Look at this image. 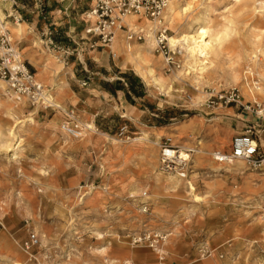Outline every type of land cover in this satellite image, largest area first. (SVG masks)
<instances>
[{
  "label": "rangeland",
  "instance_id": "rangeland-1",
  "mask_svg": "<svg viewBox=\"0 0 264 264\" xmlns=\"http://www.w3.org/2000/svg\"><path fill=\"white\" fill-rule=\"evenodd\" d=\"M73 1L18 2L14 8L21 13L23 21L18 19L19 14L12 13L7 2L0 0L2 14L13 25L33 24V17L38 14L46 17L35 27L39 34H47L43 40L40 35L39 39L34 38L31 44L42 55L34 63V69L29 67L42 82L39 74L46 65L45 77L49 82L45 85L49 86L50 94L55 92L54 85H63L60 101L66 106L65 111H59L27 102L23 114L15 113L24 119L26 114L36 112L37 120L32 126L29 123L17 126L22 149L16 161L9 158L8 150L13 143L10 141L9 149L2 144L9 139V130L17 123L7 116L5 108L0 109V240L8 241L14 249V252L0 250V264H181L182 256H187L191 264H204L201 249L218 250L221 245L226 258L234 263L264 264V166L255 169L246 164L240 171L218 168L219 162L212 155L215 150L211 155L197 158L199 141L212 144L216 132L230 136L223 109L236 106L220 105L214 110L206 105L207 92L221 91L216 89L219 84L225 86L222 90L238 89L241 93L238 85L227 84L225 61L210 71L209 85L198 91L190 78V67L199 66L201 59L189 58L179 46L174 50L173 63L168 64L162 55L153 51L157 74L168 79L181 71V77L179 74L180 78L170 82L174 88L170 97L141 80L148 99L154 101L147 99L138 103L146 112L144 128L133 131L134 134H122L116 131L117 127L105 136L95 127L96 131H84L79 138L66 136L61 127L68 121L66 113L75 109L68 104L66 94L70 89L80 94L82 86L77 83L79 78L72 74L73 64L68 66L59 59L60 48H65L69 55H77L73 48H83V43L88 44L86 50L98 47L93 45L94 40L87 38L90 23L85 17L96 2L88 9L86 0L80 3L82 6ZM179 1L180 8L185 9L186 0ZM193 1L195 6L183 12V18L190 22L208 17V28L216 33L235 16L244 32L254 28L264 36V9H260L258 3L257 13H254L255 5L246 6L237 0ZM140 19L144 29L149 30L148 20ZM46 24L52 26L47 29ZM29 27L31 25L19 40L11 37L20 50L31 31ZM168 29L169 37L176 35L170 27ZM9 33L11 36L12 32ZM117 33L124 40V34ZM236 40L232 35L226 53L237 45ZM113 52L122 65L129 62L128 56ZM22 55L25 59L24 52ZM72 61L75 62V58ZM99 69L96 70L99 72ZM67 73L71 74L67 76ZM255 81L259 80L255 78ZM201 91L207 96L198 102L196 98ZM247 103L264 106V99L257 104ZM157 105L164 107V112L156 111ZM236 108L241 115L235 116V124L256 127L257 140L260 144L264 142L260 132L264 128V114L253 119L248 110ZM77 112L75 117L81 126L93 125ZM173 113H176L175 118L168 126H160L163 121L160 117L167 118ZM156 114L159 118L153 116ZM192 117H197L193 130L183 134L177 124ZM169 126L165 137L157 141L156 128ZM145 133L160 145L134 141ZM172 133L177 134L172 145L183 153L193 150L188 178L176 191L170 187V178L174 175L162 171L160 163L161 145ZM190 184L196 191L190 190ZM195 196L201 200H196ZM3 202L7 205L1 206ZM32 234L37 235L40 243L29 252L26 244ZM158 236L166 239H158ZM164 246L166 253L161 260L158 249Z\"/></svg>",
  "mask_w": 264,
  "mask_h": 264
},
{
  "label": "bare ground",
  "instance_id": "bare-ground-1",
  "mask_svg": "<svg viewBox=\"0 0 264 264\" xmlns=\"http://www.w3.org/2000/svg\"><path fill=\"white\" fill-rule=\"evenodd\" d=\"M237 2L243 3L246 6L252 7L254 13H257L256 4H259L260 9H264V0H237ZM186 8H180L179 0H170L167 7L163 13L164 22L160 21L151 22L148 21L147 28L152 30L154 27H161L165 25L167 28H171L174 36L169 37V43L172 50H177L179 46H182L183 49L189 54V58H198L201 59L199 66H195L193 63L190 69L192 70L191 80L196 85L198 91L201 88L208 86L210 81V71L217 69L220 66V62L225 61L226 68V78L228 80V85H238L241 89L242 96L245 99V102H254L260 103L264 99V36L263 34L257 32L254 28L248 29L246 32L242 30L238 19L235 16H232L224 24L223 29L219 32L213 33L208 28V23L210 18L204 17L203 19H194L193 21L186 20L183 18V12H186L192 9L195 6L193 0H186ZM125 25L130 27L131 30H137L143 27V21L140 17L137 16H127L124 18ZM28 26L25 23L18 22L16 25H13L7 20L4 14H2L0 9V30H9L12 32V39L19 40L24 37L23 34L27 31ZM120 32V30H119ZM122 32V31H121ZM124 40L120 37L119 33L111 44V49L118 52L120 56H128L130 58L129 62L126 63L127 67L134 69L138 75L146 81L147 85L158 88L161 92H166V95L170 97V94L174 88L170 84L173 81V78H180L181 71L177 74H174L173 77L166 79L161 74H157L155 66L157 60L153 57V51L155 49L154 44V35H150V39L146 43H136L127 39V36L124 32ZM232 35L237 37L235 43H237L234 48L226 53V46L230 41ZM51 58L54 55L50 56ZM189 61V60H188ZM219 65V66H218ZM47 71L46 65L42 68L39 78L43 85L49 82L45 77ZM43 74V75H42ZM180 74V77H179ZM189 75V73H187ZM257 78L259 81H255ZM46 87H49L45 85ZM55 92H49L48 101L51 102L52 107L58 109L59 111H65L66 106L60 101L61 91L63 85L57 84L54 85ZM225 86L218 85V90H222ZM52 91V90H51ZM200 92V96L197 97V101L203 100L207 95ZM26 100L18 101L15 95L7 93L4 91L0 94V109L5 108L7 116L15 120L17 125L15 128H11L8 133V140L4 141L2 144L5 149H9L8 144L10 141L13 143V147L8 150L10 160L16 161L21 147V138L19 132L17 131V126L21 124L29 123V125H35L36 112H30L26 114L24 119H20L16 116V112L23 114L24 106L26 105ZM195 119L197 117L190 118L187 122H182L177 124L180 132L187 134V131L193 129L195 124ZM200 122H202L201 118ZM83 127V132L87 131L94 132L95 127L91 124L85 125ZM216 127L215 129H217ZM64 135H71L68 131L67 125L61 127ZM167 127L156 128V140H162L165 137ZM76 138L82 137L83 133H74ZM105 135V134H104ZM144 137H137L134 139L135 142L149 141L156 146H159V143H155L144 134ZM73 136V135H71ZM106 136V135H105ZM108 136V135H107ZM171 141L177 137V134L172 133L168 136ZM112 141L118 142V140L113 139ZM6 144V145H5ZM232 144V137L227 134L226 137L216 132L214 142L212 144H207L202 141L198 142L197 149V158L201 155H211L212 151L216 152L212 155L215 157L219 152H230ZM264 146V142L260 144ZM185 159L191 160V155H188L186 152L182 155ZM246 165L245 162L241 160H235L230 163H218V168H228L235 171H240L245 169L243 166ZM264 170V169H262ZM171 189L176 191L183 187L184 179H180L178 176H172L171 178ZM190 190L192 192L196 191V188L190 184ZM133 194V193H132ZM196 200H201L200 197L195 196ZM7 202H3L1 206H6ZM3 208V207H2ZM0 250L14 252V249L11 247V244L8 241L0 240ZM166 253L165 246L162 250L158 249V254H160L161 260H163V255ZM205 264H220L219 260L214 256L213 258L204 262ZM14 264H23L20 262H14ZM164 264V263H160ZM237 264V263H234Z\"/></svg>",
  "mask_w": 264,
  "mask_h": 264
},
{
  "label": "built area",
  "instance_id": "built-area-1",
  "mask_svg": "<svg viewBox=\"0 0 264 264\" xmlns=\"http://www.w3.org/2000/svg\"><path fill=\"white\" fill-rule=\"evenodd\" d=\"M170 0H97L94 7L85 14L87 38L94 40V46L107 47L113 44L117 31L126 34L131 41L146 43L150 35H154V51L162 55L168 64L173 63L175 52L169 43V29L162 25L154 27L152 30L139 28L131 30L125 25L124 18L127 16L143 17L148 21L164 22L163 13ZM6 91L15 95L18 101L26 100L32 106H40L44 109L53 108L48 101L49 90L39 82L36 75L30 70L27 61L24 59L21 50L13 43L9 30H0V94ZM208 98L206 105L208 109H216L220 105L243 108L252 113V118L264 114V106H252L243 102L244 98L238 89L221 90L207 92ZM75 109L66 113L68 121V131L76 137L74 133H82L83 127L75 117ZM210 114H213L211 112ZM264 115H262L263 117ZM250 122V121H249ZM64 124V125H65ZM254 126H246L243 133L237 134L232 138L231 151L227 153L219 152L215 160L219 163H230L241 160L255 169L264 166V146H261L256 138ZM193 150L186 153L191 155ZM180 148L172 145L170 139H166L161 145V169L165 173L178 176L180 179L188 178L191 160L185 159ZM2 226V224L0 223ZM158 239L165 240L166 237L158 236ZM40 243L37 235L32 234L26 244V250L31 252L32 248ZM202 259L211 258L215 253L208 247L201 249ZM223 257V256H221ZM181 264H191L187 256L181 258Z\"/></svg>",
  "mask_w": 264,
  "mask_h": 264
},
{
  "label": "crops",
  "instance_id": "crops-1",
  "mask_svg": "<svg viewBox=\"0 0 264 264\" xmlns=\"http://www.w3.org/2000/svg\"><path fill=\"white\" fill-rule=\"evenodd\" d=\"M3 1L10 5L13 14H19L17 15L18 19L24 21L21 13L14 7L18 2L26 3V0ZM35 1L36 0H30L29 3L33 4ZM86 1L88 9L92 8L95 4L94 2H96V0H93L92 3H90L91 0ZM76 2L82 6L80 3H84V0L73 1V3ZM42 19L44 20L46 17L44 15L40 16L39 14L33 17V24H29L31 25V28L29 27L31 31L27 33L26 37L28 38L21 46V52L22 54L24 52L27 64L32 66L33 69L35 68L34 63L39 61V56L42 54L40 50L35 46H32V41H34V38H38L39 35L40 39L43 40L47 34H39V32H36L37 29L35 26L38 25ZM29 25L27 24V26ZM49 25L52 26V24H46L45 27L48 29ZM55 32H58L57 29H55ZM83 45L85 46L83 48H73L74 52H78L77 55H69V52H67L65 48H60L59 51V54H62L61 58H59L61 61L65 64L67 63L68 66L73 64L71 67L73 73H71L79 78L77 83L82 86L80 88V94H77L71 89L67 91L66 97L68 104L71 106L74 105L75 109H77L76 112L78 111L83 118L91 121L94 127L101 129L102 133L105 135H110L109 133L117 127H119V130L116 131H120L122 134H134L133 131H140V129L144 128L146 125L145 120L143 119L146 112L138 106V103L139 101L145 102L149 96L147 97V94L145 93L146 87H144L142 93L135 78L137 77L140 80L143 79L136 75L137 73H135L134 69L127 67L124 63L122 65V62L117 59V56L113 52L115 50L111 49L110 46H107L110 47L108 49L107 47L98 46L93 50H86L88 44L83 43ZM74 58L75 62L72 61ZM75 64L77 65L76 70H74ZM99 68L103 70H100ZM96 69H99L100 71L98 72ZM71 73H67V76ZM141 82L143 83V81ZM143 85L145 86L144 83ZM140 94H142V96H139ZM148 100L149 102H154L151 99ZM162 108L164 107H159V105H157L156 111L164 112ZM223 112L227 119L226 127L231 137L233 138L235 135L243 133L246 126L242 127L239 126V124H235V116L239 118L241 115L240 113L237 114L238 109L236 107H228L223 109ZM174 115H176V113ZM153 116L159 118L161 114L159 113V116L157 114ZM218 122H220V120H218ZM160 126H162V124H160ZM166 126H168V124ZM167 128L171 127L169 126ZM169 130L170 129H166V131ZM260 132L261 135H264V128L260 130ZM222 247L223 245L219 246L217 248L218 250H214L217 255L214 253L211 258L215 256L220 264H234L233 260L226 258L225 254L221 251ZM211 258L203 261H207Z\"/></svg>",
  "mask_w": 264,
  "mask_h": 264
},
{
  "label": "trees",
  "instance_id": "trees-1",
  "mask_svg": "<svg viewBox=\"0 0 264 264\" xmlns=\"http://www.w3.org/2000/svg\"><path fill=\"white\" fill-rule=\"evenodd\" d=\"M135 79H136V81H137L138 85L140 86V89L142 90V93H143V91H144L143 83L141 82V80L139 78L136 77ZM139 96H142V94H140ZM171 115H172V113H171ZM161 118H163L162 119L163 121H161L160 123L162 125H167L171 119L175 118V116H174V113H173V116H170V114H169L167 118H164V117H161Z\"/></svg>",
  "mask_w": 264,
  "mask_h": 264
}]
</instances>
